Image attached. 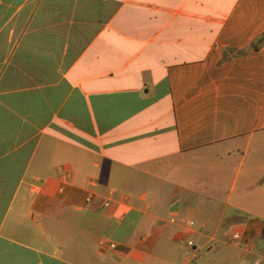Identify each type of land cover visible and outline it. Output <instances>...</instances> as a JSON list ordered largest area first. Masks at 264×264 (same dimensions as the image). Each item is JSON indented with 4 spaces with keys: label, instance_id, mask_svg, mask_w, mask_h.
I'll list each match as a JSON object with an SVG mask.
<instances>
[{
    "label": "crops",
    "instance_id": "obj_1",
    "mask_svg": "<svg viewBox=\"0 0 264 264\" xmlns=\"http://www.w3.org/2000/svg\"><path fill=\"white\" fill-rule=\"evenodd\" d=\"M263 34L264 0H0V264H264Z\"/></svg>",
    "mask_w": 264,
    "mask_h": 264
},
{
    "label": "built area",
    "instance_id": "obj_2",
    "mask_svg": "<svg viewBox=\"0 0 264 264\" xmlns=\"http://www.w3.org/2000/svg\"><path fill=\"white\" fill-rule=\"evenodd\" d=\"M90 198L87 199L89 201ZM109 203V200L107 199L106 202L104 203L105 206H107ZM171 223H175L176 221L172 218L170 219ZM194 229H195V222L193 220H187L183 223V232H182V240L185 242L186 246L192 250L195 249V243L193 240V234H194ZM234 240H237L239 238L238 234H234L232 236ZM99 246L104 249H115L117 247V244L112 241H105L102 240L99 243Z\"/></svg>",
    "mask_w": 264,
    "mask_h": 264
},
{
    "label": "trees",
    "instance_id": "obj_3",
    "mask_svg": "<svg viewBox=\"0 0 264 264\" xmlns=\"http://www.w3.org/2000/svg\"><path fill=\"white\" fill-rule=\"evenodd\" d=\"M260 41H264V34H263L262 37L260 38Z\"/></svg>",
    "mask_w": 264,
    "mask_h": 264
}]
</instances>
